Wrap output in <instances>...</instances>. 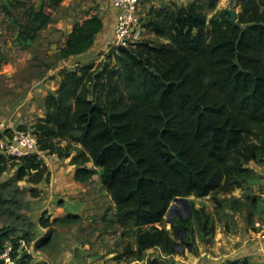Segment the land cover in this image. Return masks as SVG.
I'll return each mask as SVG.
<instances>
[{"label":"trees","instance_id":"1","mask_svg":"<svg viewBox=\"0 0 264 264\" xmlns=\"http://www.w3.org/2000/svg\"><path fill=\"white\" fill-rule=\"evenodd\" d=\"M63 1L41 0L37 7L10 0L3 10L18 12L20 39L33 41L51 23L46 9ZM218 2L151 8L148 32L163 41L116 48L113 68H62L59 87L44 99L45 116L31 126L40 150L71 159L76 181L99 174L116 221L132 229L125 253L133 260H143L149 249L178 253V242L161 226L175 198L242 189L255 174L248 163L264 160V0H236L237 24ZM103 27L98 15L76 23L58 59L87 52ZM24 158L18 176L36 171L32 182L40 183L45 170L37 157ZM4 161L0 154V176ZM193 213L202 231L213 233L209 218ZM77 218L69 214L63 221ZM173 223L189 231L191 218ZM9 242L15 259L18 242L0 230V264ZM17 264L34 263L27 255ZM221 264L253 263L245 258Z\"/></svg>","mask_w":264,"mask_h":264},{"label":"rangeland","instance_id":"2","mask_svg":"<svg viewBox=\"0 0 264 264\" xmlns=\"http://www.w3.org/2000/svg\"><path fill=\"white\" fill-rule=\"evenodd\" d=\"M64 1L50 12L51 23L35 40L23 41L15 20L18 12L9 16L3 8L10 7V0H0V138L11 137L15 131L31 132V126L45 116L44 99L59 87L62 68L74 70L93 64L94 69H101L105 65L111 68L118 65L113 43L58 59L68 37L64 22L69 23L70 17L84 20L88 15H98L101 5L100 0ZM147 1L140 0L145 12L151 9ZM235 1L228 0L227 8H234ZM29 3L38 7L41 0H29ZM234 9L238 12L240 7ZM146 40L163 41L150 33L146 34ZM0 154L7 166L0 176V230H9L11 238L19 244L15 259L10 254L9 261L4 258L5 264H17L27 255L32 256L34 264H149L152 261L156 264H210L213 257L209 252L218 257L224 255V251L213 249L219 246L216 241L251 233L256 221L264 222V199L252 180L242 189L227 194L191 195L185 197L189 207L176 203V208L171 213L168 211L161 223L178 242V253L165 255L160 249H149L143 260H133L125 253L127 243L134 240L130 234L132 229L121 227L116 221V206L99 174L84 183L76 181V166L70 163V158H59L39 148L30 156L37 157L45 176L40 183H34L36 171H28L23 178L18 176L27 156ZM88 165L93 167L91 163ZM253 165V161L248 163L250 168ZM258 201H263L261 214L256 212ZM193 209L199 211L201 220L209 218L208 226H214L213 233L208 235L202 231ZM69 214L78 218L63 221ZM181 216L191 218L189 231L173 223ZM43 222H48L49 226L45 227ZM12 245L9 242L7 246Z\"/></svg>","mask_w":264,"mask_h":264},{"label":"crops","instance_id":"3","mask_svg":"<svg viewBox=\"0 0 264 264\" xmlns=\"http://www.w3.org/2000/svg\"><path fill=\"white\" fill-rule=\"evenodd\" d=\"M74 1V0H72ZM78 1V0H76ZM195 0H148V5L150 8H159L162 5H168L172 2H176L178 4H189L194 2ZM65 3V1H64ZM75 2H73L74 4ZM99 3L100 5V13L98 16H100L103 19L104 22V27L102 31L99 33L97 36V39L94 44V48L97 46H102L103 44H111L113 43V31L114 27L116 24V17H117V10L113 6V0H106L105 3L100 0ZM104 3V4H103ZM219 3V2H218ZM228 0H220L219 7L218 8H227ZM40 6V5H39ZM38 6V7H39ZM80 6V1L77 2L76 8L78 9ZM81 8V7H80ZM54 9H46L47 12H51ZM71 10V9H70ZM141 13L142 14H148L149 12H145L143 8H141ZM93 15H88L85 17V19L91 17ZM70 21L67 20L64 22L65 23V29L66 30V35L69 36L76 23L82 22L83 20L75 18V17H70ZM84 19V20H85ZM151 34V33H150ZM152 37L159 38L158 36L151 34ZM162 39V38H160ZM252 162V161H251ZM255 165H253L252 169L255 171L254 177L252 178V183L254 186L257 187L259 190V194L263 197L264 199V162L256 163L253 161ZM261 188L263 189L261 192ZM261 201V200H260ZM258 201V207L256 212H262L263 211V201L260 202ZM261 214V213H260ZM229 239H232V241H229ZM225 242L228 243V245H225ZM217 247L213 249H217L219 251H224V255L221 257H218V255L214 256L211 252H209V255H211V260L210 264H221L229 259H245L247 258L251 263L253 264H264V238H260L256 231L253 230L251 233H246L245 235L242 236H236V238L228 237V238H223L222 241H216ZM218 259V260H215Z\"/></svg>","mask_w":264,"mask_h":264},{"label":"built area","instance_id":"4","mask_svg":"<svg viewBox=\"0 0 264 264\" xmlns=\"http://www.w3.org/2000/svg\"><path fill=\"white\" fill-rule=\"evenodd\" d=\"M117 10V19L113 31V44L131 47L146 40L148 34L149 15L141 13L140 0H113ZM39 150L36 137L32 132L15 131L11 137L0 138V152L6 156H30ZM254 231L260 238H264V222L256 221ZM12 246H7L3 258L10 260Z\"/></svg>","mask_w":264,"mask_h":264},{"label":"water","instance_id":"5","mask_svg":"<svg viewBox=\"0 0 264 264\" xmlns=\"http://www.w3.org/2000/svg\"><path fill=\"white\" fill-rule=\"evenodd\" d=\"M229 11H230V13H231V22H232L233 24H237V10L234 9V8H230ZM119 49H126V47H124V46H119ZM176 203H177V204H182V203H184V204H186L188 207L190 206V205H189V202H188V200H187L186 198H184V197H177V198L174 199V204H171V205H170V208H169V210H168L169 213H171V211H173V210L176 208ZM183 249H184V248H183Z\"/></svg>","mask_w":264,"mask_h":264}]
</instances>
